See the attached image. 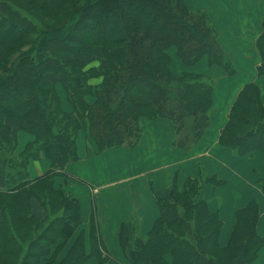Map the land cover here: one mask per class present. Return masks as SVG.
Masks as SVG:
<instances>
[{
  "label": "trees",
  "instance_id": "obj_1",
  "mask_svg": "<svg viewBox=\"0 0 264 264\" xmlns=\"http://www.w3.org/2000/svg\"><path fill=\"white\" fill-rule=\"evenodd\" d=\"M262 27L258 74L264 77V21ZM173 46L185 65L207 55L210 65L235 73L207 12L192 10L186 0H0V178L17 181L0 187V264H89L94 256L106 264L109 256H104L94 215L91 251L86 249L85 230L73 239L81 220L80 199L58 186L56 178L70 177L66 164L80 160V131L89 132L99 151L133 147L142 135L143 116L172 120L175 142L192 147L210 124L216 80L174 73L169 53ZM93 78L102 80L92 83ZM59 83L73 107L70 111L63 108ZM20 129L33 138L18 153ZM220 143L240 155L264 152L258 83L249 82L239 92ZM42 154L53 163L61 158L60 166L23 178L30 161ZM222 181L190 178L183 190L174 182L167 195L158 197L160 216L145 239L135 233L132 222H123L119 237L128 264L256 260L264 246V236L256 229V199L237 211L229 243L219 242L222 219L200 190L206 182ZM34 201L46 210L44 218L36 215Z\"/></svg>",
  "mask_w": 264,
  "mask_h": 264
},
{
  "label": "crops",
  "instance_id": "obj_2",
  "mask_svg": "<svg viewBox=\"0 0 264 264\" xmlns=\"http://www.w3.org/2000/svg\"><path fill=\"white\" fill-rule=\"evenodd\" d=\"M221 1L216 0L220 5L219 8L217 5L208 8L195 4L190 6L192 9L200 8L207 12L218 31L221 47L241 66V74L240 71L235 70L233 75H229L223 67L210 65L207 55L195 65H185L177 56V48L173 46L169 49L172 56L170 68L174 73L193 72L216 80L213 104L210 109V124L192 147L186 149L175 142L176 129L172 120L165 117L143 116L139 120L142 135L138 144L133 147L114 145L99 151L96 142L90 138L89 132L80 131L77 144L81 158L66 164L65 171L70 174L69 178L66 179L63 175L58 176V179L65 178L62 182L57 180L58 185L62 183L63 188L76 194L80 199L83 227L78 226L76 234L85 228V221L89 220L92 212L97 219L99 217L100 234L106 247L104 256H109L106 264H128L119 237L123 222H132L135 233L144 239L147 238L160 216L158 197L167 195L174 182L179 190H183L190 178L200 176L219 177L223 180L217 185L206 182L200 190L201 197L208 202L209 208L218 212L222 219L223 224L219 234V242L222 246L230 241L236 225L237 211L245 207L252 199L259 202L260 215L256 229L260 236H264V152L253 151L240 155L232 148L220 143V134L228 122L231 107L247 83L256 82L260 85L264 103V77L258 74V67L262 63L263 56L257 47L258 38L263 31L264 7L252 8L250 5H245L244 0H238L241 3L233 0L231 6L234 10H231L221 6ZM253 1L247 0L252 5ZM245 6L244 12H239V8L241 11ZM234 13H239L237 16L241 17L240 25L237 27L233 26V20L229 16V14L234 16ZM233 35H236V38H233ZM101 80L102 78H93L91 82L97 83ZM227 86L231 88V95L226 99L223 93H226ZM58 88L63 108L72 110L73 107L68 102L63 85L59 83ZM217 88H220L221 102L226 99V103H217ZM88 100L93 101V97H88ZM17 126L18 123L14 122V127ZM16 134L19 141L17 147L19 153L33 136L23 129L17 130ZM60 164L61 158H57L53 163L45 154H42L40 158L30 161L23 178H36L50 167L58 168ZM120 169L124 173V178L121 180L125 181L126 187L124 190L110 189L115 183L111 177L117 175L116 172ZM101 175H105V182L100 186L95 185L94 183H98ZM16 183L15 179L0 178L1 188H8ZM103 187L110 190V196L96 202V195ZM87 192L92 195L93 204L88 203ZM33 204L36 215L44 218L46 211H43V207L37 201ZM99 211L102 213L101 217ZM89 235L90 233L86 231L87 251H91ZM72 241L73 239L69 244ZM262 260H264V246L260 249L257 259L246 264H263ZM89 264H100V259L94 256Z\"/></svg>",
  "mask_w": 264,
  "mask_h": 264
},
{
  "label": "rangeland",
  "instance_id": "obj_3",
  "mask_svg": "<svg viewBox=\"0 0 264 264\" xmlns=\"http://www.w3.org/2000/svg\"><path fill=\"white\" fill-rule=\"evenodd\" d=\"M234 1H236V0H234ZM238 1V0H237ZM249 1H251V0H249ZM186 2H187V4L189 5V7L191 8V6H190V4L191 5H198V6H200V7H216V5H217V7L219 8L220 7V5H219V3L218 2H216V0H186ZM239 3H241L240 1H238ZM244 2H245V5H250L252 8H255L256 6H263L264 7V1L263 0H261V2H260V0H254L253 2V5L252 4H250V3H248L247 2V0H244ZM221 6H224L225 8H230L231 10H234V8H232V6L231 5H233V0H230V1H221ZM232 3V4H231ZM238 5V4H237ZM192 9V8H191ZM246 9V6H245V8H242V10L240 11V8H239V12H244V10ZM192 10H202V9H192ZM237 14H239V13H234V16L232 15V14H229V16H230V19L231 20H233L232 22H233V26L234 27H237L238 25H240V22H241V17H239V16H237ZM220 24H222L221 22H219ZM243 26H241V28H242ZM233 28V27H232ZM231 28V31L233 30ZM233 38H236V35H233L232 36ZM228 55V54H227ZM229 56V58H230V60H231V63H232V67L236 70V71H240V74H241V72H242V69H241V66L240 65H238V62L233 58V57H230V55H228ZM90 57V56H89ZM225 69V68H224ZM226 70V69H225ZM229 74V73H228ZM230 75V74H229ZM52 78H54V76L52 77ZM227 79L229 80V77H227ZM233 79V78H232ZM231 79V80H232ZM215 88V87H214ZM219 94H220V88H217V92H216V101H217V103H226V99L228 98V96H226V99L224 100V101H222L221 102V98H220V96H219ZM198 140V139H197ZM51 168V167H50ZM49 168V169H50ZM48 169V170H49ZM117 173V175L115 174V175H113L112 177H111V180H115V183L113 184L114 185V187H112V188H110V189H113V188H115L116 190H124V187H126V184L124 183L125 181L124 180H121V179H123L124 178V173L122 172V169H120L119 171H117L116 172ZM43 175V174H42ZM41 176V175H40ZM58 176H62V175H58ZM58 176H57V178H56V184L58 185V183H57V180H60L61 182L63 181V180H65V178L63 179V178H59L58 179ZM37 177H39V176H37ZM67 178H69V177H66V179ZM25 179H27V178H25ZM28 179H31V178H28ZM104 180H106V177H105V175H101V177H100V179L98 180V183H94L95 185H98L99 184V186H100V184L101 183H103V182H105ZM59 184H61V185H58V186H61V187H64V185L62 184V183H59ZM82 185H84V186H88L87 184H85V183H82ZM9 188V187H8ZM4 189H6V188H4ZM63 189H65V188H63ZM87 190H88V188H87ZM65 191L66 192H68V193H70L71 191H68V190H66L65 189ZM109 191L110 190H106L104 187L102 188V189H100V193L99 194H97L96 195V198H95V196H94V198L96 199V202H97V200H100L101 198H107V196H110L109 194ZM72 193V192H71ZM88 193V195H89V199H88V203L90 204H93L92 203V199H93V197H92V195L89 193V192H87ZM38 202V201H37ZM39 203V202H38ZM42 208V207H41ZM101 209V208H100ZM103 209V208H102ZM43 211L45 212L46 210L43 208ZM81 213H82V211H81ZM98 213V212H97ZM92 215H94V212H92V214H91V216L89 217V220L88 221H85V228L84 229H82V230H86L88 233H90V225H91V219H92ZM99 215H100V217H101V215H102V213H101V211H99ZM82 220V219H81ZM79 221V227L80 226H82L83 227V225H81V224H83V221ZM98 221H100L99 220V217H98ZM100 223V222H99ZM79 231H81V230H79ZM79 231H78V233H79ZM120 234V233H119ZM76 233L74 234V237H73V239L76 237ZM89 237H90V235H89ZM91 239V238H90ZM91 248H92V246H91ZM263 261V264H264V260H262ZM101 263V262H100Z\"/></svg>",
  "mask_w": 264,
  "mask_h": 264
},
{
  "label": "bare ground",
  "instance_id": "obj_4",
  "mask_svg": "<svg viewBox=\"0 0 264 264\" xmlns=\"http://www.w3.org/2000/svg\"><path fill=\"white\" fill-rule=\"evenodd\" d=\"M226 93H223L225 96H228V97H230V95H231V88H230V86H227L226 88Z\"/></svg>",
  "mask_w": 264,
  "mask_h": 264
}]
</instances>
